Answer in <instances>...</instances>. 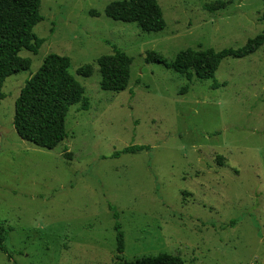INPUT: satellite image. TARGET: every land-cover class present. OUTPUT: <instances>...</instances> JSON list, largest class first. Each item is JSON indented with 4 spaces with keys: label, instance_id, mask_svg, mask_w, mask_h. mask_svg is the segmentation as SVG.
<instances>
[{
    "label": "rangeland",
    "instance_id": "1",
    "mask_svg": "<svg viewBox=\"0 0 264 264\" xmlns=\"http://www.w3.org/2000/svg\"><path fill=\"white\" fill-rule=\"evenodd\" d=\"M122 0H41L44 40L25 50L29 70L8 77L0 101V264H114L171 254L184 264H264V45L226 58L206 81L167 64L186 49H238L259 35L264 0H156L165 29L114 21ZM121 49L132 59L127 88L99 87L96 60ZM70 59L88 104L72 106L67 137L48 150L21 140L14 103L48 55ZM89 66L91 75L76 74ZM147 146L137 154L115 152Z\"/></svg>",
    "mask_w": 264,
    "mask_h": 264
},
{
    "label": "trees",
    "instance_id": "2",
    "mask_svg": "<svg viewBox=\"0 0 264 264\" xmlns=\"http://www.w3.org/2000/svg\"><path fill=\"white\" fill-rule=\"evenodd\" d=\"M41 0H0V101L4 99L2 87L5 80L20 72L29 70L31 61L20 56L25 50L36 55L44 40L37 38L33 28L42 21L39 13ZM106 17L122 22L134 23L146 33H158L165 29L162 10L156 0H122L110 3L105 9ZM264 25L263 11L260 17ZM264 45V29L256 37L247 40L238 49H186L178 53L173 62L167 64L158 54L146 53V63H156L171 68L187 80H211L221 62L226 58L247 57ZM70 59L66 56L48 55L38 71L19 91L14 103L13 127L17 136L36 147L54 149L67 137L65 119L69 109L81 104L88 109L84 88L70 75ZM100 74L99 87L103 91L118 93L128 86L132 59L121 49L113 47L112 53L96 60ZM76 74L89 77L91 70L85 65ZM148 150L147 146H129L115 152L112 157L122 154H137ZM115 220L116 258L114 264H184L182 259L171 254L143 257L134 261L122 258L124 238L118 223V214L109 205ZM0 252L11 260L12 254L4 245L3 230L0 227ZM13 264H16L13 262Z\"/></svg>",
    "mask_w": 264,
    "mask_h": 264
}]
</instances>
